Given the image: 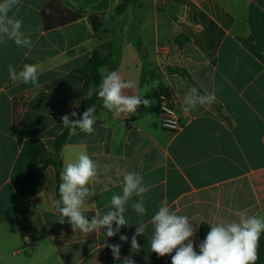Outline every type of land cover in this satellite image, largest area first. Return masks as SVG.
I'll list each match as a JSON object with an SVG mask.
<instances>
[{
	"label": "crops",
	"instance_id": "1",
	"mask_svg": "<svg viewBox=\"0 0 264 264\" xmlns=\"http://www.w3.org/2000/svg\"><path fill=\"white\" fill-rule=\"evenodd\" d=\"M9 16L22 21L32 46L0 35V264H108L115 244L122 260L171 264L170 255L150 249L151 218L162 201L189 217L197 253L204 227L237 220L236 211L264 218V0H20ZM92 17L101 21L98 31ZM95 51L119 57L115 70L135 85L126 91L152 101L125 116L99 99L93 133L77 130L62 151L63 168L82 152L100 166V182L89 185L81 208L89 221L108 211L113 194L122 195L126 173H138L150 187L146 214L132 209L139 200L133 196L124 213L129 225L113 237L102 228L74 230L68 218L59 223L53 167L30 199L18 194L12 178L26 140L40 138L52 150L65 128L60 118L76 111L70 120L78 119L85 78L74 71ZM10 64L17 71L38 65L42 87L13 81ZM190 87L214 91L217 99L185 112ZM162 90L174 98L179 131L161 125ZM140 223L145 234L133 252Z\"/></svg>",
	"mask_w": 264,
	"mask_h": 264
},
{
	"label": "clouds",
	"instance_id": "2",
	"mask_svg": "<svg viewBox=\"0 0 264 264\" xmlns=\"http://www.w3.org/2000/svg\"><path fill=\"white\" fill-rule=\"evenodd\" d=\"M20 0H0V35L7 36L19 47L31 48L32 41L22 29V21L9 16V12L19 4ZM8 72L13 81L29 84L36 89L39 83V67L36 64H24L17 71L13 65L8 66ZM102 80L97 88L90 85L86 99H91L95 93L102 99L103 106L116 114L135 115L137 108L143 104L150 107L152 101L144 96L129 94L126 90L133 89L131 81H125L117 70L108 71L101 69ZM215 92L200 94L195 87H190L184 97L185 112L193 110L197 105H211L216 101ZM79 107L78 104L73 105ZM95 105L87 108L78 119V113L72 111L60 119L62 126L69 129L70 135L77 134V129L87 134H92L96 123ZM104 171H108L105 166ZM100 166L90 155L82 152L77 159L69 162L60 173L59 199L54 200L56 209L60 214L59 223L63 224L65 218L74 230L82 233H92L101 228L106 237H113L120 232L121 227L129 225L125 218L126 205L133 196L139 200L131 204L132 209L139 216L146 214L144 194L150 187L143 183L142 177L136 172H128L123 177L122 195L113 194L109 203L105 204L108 211L96 214L91 221L81 211L82 205L89 196L91 183L100 182ZM237 220L227 223H218L210 226L206 238L199 244V253L195 250L190 238L194 236L195 229L186 215H179L170 210L167 203L162 201L158 211L152 216L151 224L153 234L150 239V249L158 257L171 256V264H255L257 260L256 248L262 234H264V218L256 215L247 216L240 211L235 212ZM115 223V229H113ZM135 233L131 237V249L139 252L140 245L137 237L145 234V225L137 224ZM126 235H121V241H127ZM187 241V243H185ZM114 260H120V245H109ZM175 252L174 255L172 253ZM123 264H135L131 256L123 258Z\"/></svg>",
	"mask_w": 264,
	"mask_h": 264
},
{
	"label": "trees",
	"instance_id": "3",
	"mask_svg": "<svg viewBox=\"0 0 264 264\" xmlns=\"http://www.w3.org/2000/svg\"><path fill=\"white\" fill-rule=\"evenodd\" d=\"M127 7L128 2L118 7L117 14L123 13ZM90 20L94 30L98 31L101 25L100 19L98 17H92ZM118 62L119 57L116 55L110 54L106 57H101L98 51H95L91 59L81 68L74 71L75 74L85 78L82 103L78 118L82 116L87 108L93 104L95 105L100 99L95 93L91 99H86L85 94L90 85H95L97 88L99 87L102 80L101 69L108 68L110 71H113L116 69ZM164 92L165 91L162 90L160 94ZM199 92L200 94H205L202 91ZM70 136L69 129L65 127L62 133L55 138L52 150H48L45 143L40 138H31L25 141L12 172L14 187L21 197L30 199L38 195L43 187V172L48 167H53L56 171V194L57 199H59L58 189L61 183L59 177L63 170L62 151L64 146L68 143ZM209 231L210 229L204 227L201 241L206 238ZM256 254L258 258L255 264H263L264 234L261 235L257 242ZM108 264H123V260L110 259Z\"/></svg>",
	"mask_w": 264,
	"mask_h": 264
},
{
	"label": "built area",
	"instance_id": "4",
	"mask_svg": "<svg viewBox=\"0 0 264 264\" xmlns=\"http://www.w3.org/2000/svg\"><path fill=\"white\" fill-rule=\"evenodd\" d=\"M158 110L161 119V125L169 131H179L182 129V123L175 105L174 98L170 93L162 94L158 103ZM128 116V114H125Z\"/></svg>",
	"mask_w": 264,
	"mask_h": 264
},
{
	"label": "rangeland",
	"instance_id": "5",
	"mask_svg": "<svg viewBox=\"0 0 264 264\" xmlns=\"http://www.w3.org/2000/svg\"><path fill=\"white\" fill-rule=\"evenodd\" d=\"M166 93H170V92L165 91L164 93H161V94L159 95V100H160V96H161L162 94H166ZM170 94H171V93H170ZM47 181H49V177H48V175H47Z\"/></svg>",
	"mask_w": 264,
	"mask_h": 264
}]
</instances>
